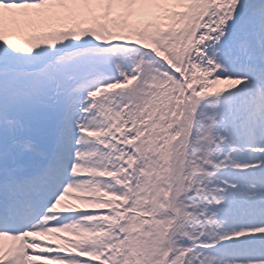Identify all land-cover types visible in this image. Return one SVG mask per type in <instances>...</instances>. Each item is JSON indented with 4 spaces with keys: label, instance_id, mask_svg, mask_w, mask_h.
I'll list each match as a JSON object with an SVG mask.
<instances>
[{
    "label": "snow or ice",
    "instance_id": "6c2138e0",
    "mask_svg": "<svg viewBox=\"0 0 264 264\" xmlns=\"http://www.w3.org/2000/svg\"><path fill=\"white\" fill-rule=\"evenodd\" d=\"M0 264H264V0H0Z\"/></svg>",
    "mask_w": 264,
    "mask_h": 264
}]
</instances>
